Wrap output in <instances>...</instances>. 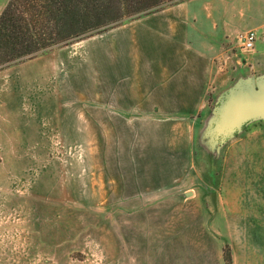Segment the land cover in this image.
Returning <instances> with one entry per match:
<instances>
[{
    "label": "rangeland",
    "instance_id": "obj_1",
    "mask_svg": "<svg viewBox=\"0 0 264 264\" xmlns=\"http://www.w3.org/2000/svg\"><path fill=\"white\" fill-rule=\"evenodd\" d=\"M189 1L124 14L0 70V264H208L194 249H222L231 264L232 224L238 255L264 264V120L233 134L217 128L221 101L239 84L235 64L246 62L240 36L255 27L235 24L233 83L199 88L207 102L135 93L142 20L205 7ZM9 2L0 0V16ZM234 177L235 215L223 213ZM191 238L216 242L191 247Z\"/></svg>",
    "mask_w": 264,
    "mask_h": 264
},
{
    "label": "crops",
    "instance_id": "obj_2",
    "mask_svg": "<svg viewBox=\"0 0 264 264\" xmlns=\"http://www.w3.org/2000/svg\"><path fill=\"white\" fill-rule=\"evenodd\" d=\"M200 1L204 2V9H198L188 16L159 14L142 20L141 35L146 41L143 42L146 46L143 48L142 59L145 62L141 66L134 65L133 70H130L135 79L143 80L142 86L138 87L140 91L135 92L137 97L142 98L141 101L150 102L153 100L144 97L156 96L158 98L155 101L161 102H207L203 97L207 96L205 94L208 90L201 91L199 95V88H219L233 83L231 72L235 69L229 68L230 43L233 39L235 42L242 31L235 24H250L255 28L249 29V32L257 34L254 49L245 51L243 55L246 62L241 66L235 64L236 81H239L237 86L264 78V0L189 2ZM133 88L127 87V96H131ZM232 162L239 164L240 159L234 158ZM234 179L236 181H232L233 188L230 187L232 191L228 194L227 206H223V213L235 215L239 209L242 182L240 177ZM226 230L235 232L228 234L231 240L228 245L233 248L231 264H260V260L258 263L255 261V256L241 258L238 255L236 248L244 245L236 233L238 226L232 224ZM175 241L180 243L179 246H186L185 239ZM188 241L191 247H213L216 242L208 238H191ZM250 245L255 246L248 243ZM198 252L207 257L208 264H226L222 249L220 252L194 249L190 254L197 256Z\"/></svg>",
    "mask_w": 264,
    "mask_h": 264
},
{
    "label": "trees",
    "instance_id": "obj_3",
    "mask_svg": "<svg viewBox=\"0 0 264 264\" xmlns=\"http://www.w3.org/2000/svg\"><path fill=\"white\" fill-rule=\"evenodd\" d=\"M185 1L189 0H10L0 16V70L107 28L124 14L136 16ZM111 2H116L112 17Z\"/></svg>",
    "mask_w": 264,
    "mask_h": 264
},
{
    "label": "water",
    "instance_id": "obj_4",
    "mask_svg": "<svg viewBox=\"0 0 264 264\" xmlns=\"http://www.w3.org/2000/svg\"><path fill=\"white\" fill-rule=\"evenodd\" d=\"M218 108V130L229 134L250 121L264 120V78L240 84L225 94Z\"/></svg>",
    "mask_w": 264,
    "mask_h": 264
},
{
    "label": "built area",
    "instance_id": "obj_5",
    "mask_svg": "<svg viewBox=\"0 0 264 264\" xmlns=\"http://www.w3.org/2000/svg\"><path fill=\"white\" fill-rule=\"evenodd\" d=\"M240 40L242 42V46L247 51L253 50L255 47L256 40H257V34L254 32H248L244 35H241Z\"/></svg>",
    "mask_w": 264,
    "mask_h": 264
}]
</instances>
